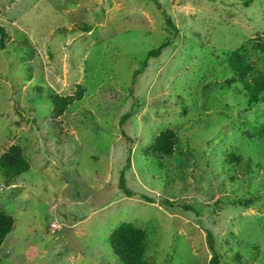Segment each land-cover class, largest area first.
Masks as SVG:
<instances>
[{"label": "rangeland", "instance_id": "1", "mask_svg": "<svg viewBox=\"0 0 264 264\" xmlns=\"http://www.w3.org/2000/svg\"><path fill=\"white\" fill-rule=\"evenodd\" d=\"M0 27V155L20 146L30 167L0 176L2 264H120L123 223L152 264H207V233L220 264H264V100L225 64L264 38V0H0ZM51 94L76 100L55 117ZM167 129L172 157L146 155Z\"/></svg>", "mask_w": 264, "mask_h": 264}, {"label": "trees", "instance_id": "2", "mask_svg": "<svg viewBox=\"0 0 264 264\" xmlns=\"http://www.w3.org/2000/svg\"><path fill=\"white\" fill-rule=\"evenodd\" d=\"M246 4H249L250 0H243ZM90 28L85 26L83 30L88 31ZM8 39V35L4 28L0 27V49L5 48V42ZM249 39L244 42L237 49L227 55L225 64L232 73L231 83H238L241 90L244 92L249 106H255L260 100H264V38ZM160 49L156 52H150L148 57L157 55ZM249 51L254 52L262 60L263 69L259 70L257 65L250 60ZM139 72H135L136 76ZM229 81L226 83L229 85ZM80 92H78L77 100H79ZM49 98L52 101V113L55 117H60L63 112L76 99L70 96L58 97L51 94ZM123 120V118H122ZM259 133L263 134L264 127L258 128ZM263 136V135H262ZM260 137V135L258 136ZM254 137H251L253 139ZM263 138V137H262ZM176 135L170 130L161 131L153 140L150 148L145 151L146 155L154 157L157 160L170 159L173 154V147L175 144ZM227 161L230 165L245 166L248 169L251 168L252 162L250 159H245L235 151L227 153ZM129 166V160L126 159V164L123 167L119 180L118 189L126 197H131L133 194L126 189L124 180V171ZM30 167L26 163L22 155V149L20 146H12L6 152L0 155V176L5 180L14 181L22 174L29 172ZM147 201L149 199L145 198ZM13 229V218L6 214L4 211H0V248L5 241V238L11 233ZM109 244L113 255L120 264H152L146 257L147 242L146 235L142 229L137 228L131 223L120 224L110 235ZM206 246L210 252V258L207 264H220V256L214 248V241L212 236L206 234ZM0 264L2 260L0 257Z\"/></svg>", "mask_w": 264, "mask_h": 264}]
</instances>
